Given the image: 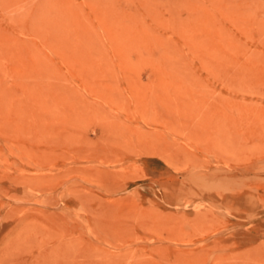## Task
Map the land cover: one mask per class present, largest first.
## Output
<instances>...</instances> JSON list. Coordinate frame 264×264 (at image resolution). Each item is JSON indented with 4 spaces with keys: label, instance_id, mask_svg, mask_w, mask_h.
<instances>
[{
    "label": "rangeland",
    "instance_id": "374dc122",
    "mask_svg": "<svg viewBox=\"0 0 264 264\" xmlns=\"http://www.w3.org/2000/svg\"><path fill=\"white\" fill-rule=\"evenodd\" d=\"M0 264H264V0H0Z\"/></svg>",
    "mask_w": 264,
    "mask_h": 264
}]
</instances>
